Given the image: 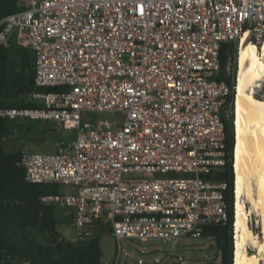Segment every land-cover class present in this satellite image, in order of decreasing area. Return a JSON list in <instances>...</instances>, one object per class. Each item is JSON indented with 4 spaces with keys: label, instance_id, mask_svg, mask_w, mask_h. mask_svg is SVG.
Here are the masks:
<instances>
[{
    "label": "built area",
    "instance_id": "1",
    "mask_svg": "<svg viewBox=\"0 0 264 264\" xmlns=\"http://www.w3.org/2000/svg\"><path fill=\"white\" fill-rule=\"evenodd\" d=\"M0 19V46L29 49L36 107H0V118L59 121L75 137L56 152H22L31 183L67 189L40 196L72 216L77 239L106 227L117 242L161 240L152 252L125 251L137 264H184L183 238L225 223L226 100L221 45L264 41V0H16ZM264 60V57H263ZM264 102V75L254 86ZM120 111L119 124L84 120ZM187 176H155L156 174ZM205 239L211 238L205 237ZM173 256L174 258H172ZM215 249L204 254L211 264ZM124 264H128L125 262Z\"/></svg>",
    "mask_w": 264,
    "mask_h": 264
},
{
    "label": "trees",
    "instance_id": "2",
    "mask_svg": "<svg viewBox=\"0 0 264 264\" xmlns=\"http://www.w3.org/2000/svg\"><path fill=\"white\" fill-rule=\"evenodd\" d=\"M18 9L16 0H0V19ZM15 46V51L9 49ZM237 45L226 42L219 51L220 70L216 75L230 87L225 109L230 117H224L226 160L216 172L215 179L225 181L224 198L228 204V220L225 223L204 227L203 237L214 241L219 256L218 264H232L233 257V99L235 85ZM33 53L15 44L0 46V107H36L26 94L34 88L38 91L57 90L56 86H34ZM0 118V264H101L100 233L109 231L98 227L95 233L83 239H66L58 230L60 223H72V216L65 208L46 205L40 196L58 192L52 183H31L25 178V170L19 164L22 152L7 151L3 138L11 132ZM253 231L258 233L252 225Z\"/></svg>",
    "mask_w": 264,
    "mask_h": 264
},
{
    "label": "bare ground",
    "instance_id": "3",
    "mask_svg": "<svg viewBox=\"0 0 264 264\" xmlns=\"http://www.w3.org/2000/svg\"><path fill=\"white\" fill-rule=\"evenodd\" d=\"M233 99V257L232 264L264 260V102L254 86L264 75V41L260 47L242 38L237 44ZM246 202L249 207H246ZM254 215L258 233L249 225ZM255 248L247 251V245Z\"/></svg>",
    "mask_w": 264,
    "mask_h": 264
},
{
    "label": "rangeland",
    "instance_id": "4",
    "mask_svg": "<svg viewBox=\"0 0 264 264\" xmlns=\"http://www.w3.org/2000/svg\"><path fill=\"white\" fill-rule=\"evenodd\" d=\"M15 48L16 47L13 46L9 49V51L14 52ZM230 115V110H226V116L230 117ZM82 117L84 120H106L111 124H119L123 120L124 115L120 111L106 110L85 112ZM6 123L11 129V132L3 138V145L5 149L10 152L20 150L21 152L51 154L57 151L61 143L70 141L75 137V130L65 128L59 121L16 117L13 119H7ZM187 175L188 174L174 173L162 175L156 174L155 176L178 177ZM65 189H67V187L58 186V190ZM246 207H249V203L247 202ZM255 218L256 217L254 215L249 217V225L250 227L252 225L255 229H258L255 223ZM57 228L66 239H77V230L71 222L60 223L57 225ZM94 233L95 232H93L92 235ZM100 246L102 249L101 264H113L117 253V242L108 231L100 233ZM158 249H164L167 253L172 251L168 244L163 243L158 239L150 241H140L134 238L121 240L122 251L118 264H124L125 262L128 264H137L134 259L126 258L124 255L125 251L134 250L136 255H138L140 251L152 252L153 250ZM215 249L216 247L213 240L189 237L182 239L181 244H179L176 249V253L182 254L185 260L184 264H200L204 263L203 255H212ZM247 251L254 252L255 248L248 244ZM171 257L174 258L173 256ZM164 259L166 262L164 264H175L172 263V260L170 261L167 259V257ZM218 263L219 256H214L211 260V264ZM260 264H264V260H261Z\"/></svg>",
    "mask_w": 264,
    "mask_h": 264
}]
</instances>
